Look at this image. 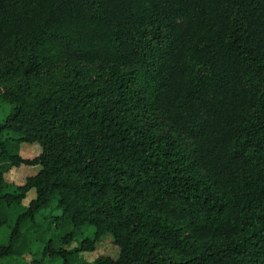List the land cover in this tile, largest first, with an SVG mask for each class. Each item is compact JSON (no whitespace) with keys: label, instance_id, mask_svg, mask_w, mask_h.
<instances>
[{"label":"trees","instance_id":"1","mask_svg":"<svg viewBox=\"0 0 264 264\" xmlns=\"http://www.w3.org/2000/svg\"><path fill=\"white\" fill-rule=\"evenodd\" d=\"M2 106L0 264H264V0H0Z\"/></svg>","mask_w":264,"mask_h":264},{"label":"rangeland","instance_id":"2","mask_svg":"<svg viewBox=\"0 0 264 264\" xmlns=\"http://www.w3.org/2000/svg\"><path fill=\"white\" fill-rule=\"evenodd\" d=\"M8 112L7 106H2L0 108V119L4 118L6 113ZM42 148L41 145L37 142L35 143H23L21 146V154L24 157H34L41 152ZM40 169L39 166H27L22 165L20 167H13L6 173V178L9 182L22 184L25 182L26 178L29 175L37 173ZM36 196V190L32 189L29 191L27 197L24 199V204L28 205L30 200ZM92 229L90 228L88 232ZM8 230L4 229L1 232L0 242L6 241L8 237ZM76 243L74 242L73 245ZM35 248H44V244H40L39 242L35 241L34 244ZM120 253L119 246L114 242L113 236L108 234L104 236L97 244V247L92 252L83 253V255L88 260H93L99 255H109L112 257L117 258ZM26 259L30 264H32V256L30 254L26 255ZM43 264H62V259L60 257H56L55 259H51L49 256L43 257Z\"/></svg>","mask_w":264,"mask_h":264}]
</instances>
